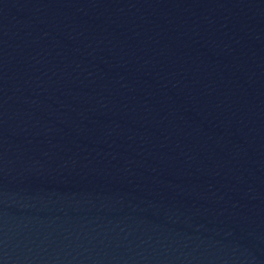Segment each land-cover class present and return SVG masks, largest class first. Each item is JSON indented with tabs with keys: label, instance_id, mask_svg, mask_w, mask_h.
Instances as JSON below:
<instances>
[{
	"label": "water",
	"instance_id": "obj_1",
	"mask_svg": "<svg viewBox=\"0 0 264 264\" xmlns=\"http://www.w3.org/2000/svg\"><path fill=\"white\" fill-rule=\"evenodd\" d=\"M0 264H264V0H0Z\"/></svg>",
	"mask_w": 264,
	"mask_h": 264
}]
</instances>
